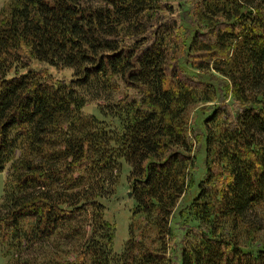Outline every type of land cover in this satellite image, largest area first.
Listing matches in <instances>:
<instances>
[{
	"label": "trees",
	"instance_id": "obj_1",
	"mask_svg": "<svg viewBox=\"0 0 264 264\" xmlns=\"http://www.w3.org/2000/svg\"><path fill=\"white\" fill-rule=\"evenodd\" d=\"M198 104L200 127L190 121ZM199 154L178 243L171 219ZM120 159L139 221L115 253L100 199L113 193ZM5 169V264H34L29 249L54 235L81 237L73 260L55 252L57 264H264V247L241 241L260 229L253 216L264 206V0H9Z\"/></svg>",
	"mask_w": 264,
	"mask_h": 264
},
{
	"label": "rangeland",
	"instance_id": "obj_2",
	"mask_svg": "<svg viewBox=\"0 0 264 264\" xmlns=\"http://www.w3.org/2000/svg\"><path fill=\"white\" fill-rule=\"evenodd\" d=\"M9 0H0V8L8 3ZM172 1L174 4L176 1H185V0H169ZM185 6H182V10ZM41 69H47L55 77H62L63 71H57L53 68H49L47 66L36 64ZM123 87H121L118 91L112 92L108 94L112 100H116L123 95ZM101 103L105 101L103 98L98 100ZM95 103V102H94ZM94 103H91L90 108L91 110L99 116V113L94 106ZM202 117V105L198 104V106H194L190 111V121L195 123L196 127H200V119ZM199 153H202V147ZM120 164V172L119 169L116 173L115 183L111 186L113 193L109 195L107 198H102L100 201L105 206L104 217L108 220L112 225L114 224V238H113V251L115 253H121L125 242L129 238V230L130 226L137 225L139 218L138 216H133L132 209L135 206V200L132 198V193L129 185V181L127 180L130 165L129 163L124 160H119ZM203 160L202 154L198 155L197 159V167L195 169L194 175V185L189 188L186 194L180 199L178 205L176 206L172 219L171 224L173 227L174 232L177 235V242L179 243L180 238L184 235V229L187 224L185 214L180 215L179 212L185 211L186 207L189 205L191 200L195 197L197 193L196 183L199 180L200 175L203 172ZM6 173L7 170H3L0 172V202L2 200L3 195V187L4 182L6 180ZM128 192H130V196H128ZM254 219L257 220L258 226L260 227L259 230L254 232L253 239H247L245 235L241 236V241L245 244L246 247L251 248H258L260 246L264 247V206L259 208L256 212V217L253 216ZM83 222H77V225L81 226L80 230L83 228ZM193 224V223H192ZM88 227L86 226V229ZM81 240V237L74 236L73 238L69 237H61V235H54L50 241L46 242V246H37L35 245L34 248L29 249V253L27 256L32 257L34 259V264H57L55 262L56 255L55 252L59 250L58 257H60L59 261L64 260H73L75 257V249L78 248V242ZM26 252L24 253V255ZM22 254V256H24ZM34 257V258H33ZM5 258L2 256L0 251V264H5ZM178 261V258H176Z\"/></svg>",
	"mask_w": 264,
	"mask_h": 264
},
{
	"label": "water",
	"instance_id": "obj_3",
	"mask_svg": "<svg viewBox=\"0 0 264 264\" xmlns=\"http://www.w3.org/2000/svg\"><path fill=\"white\" fill-rule=\"evenodd\" d=\"M128 196H130V192H128Z\"/></svg>",
	"mask_w": 264,
	"mask_h": 264
}]
</instances>
